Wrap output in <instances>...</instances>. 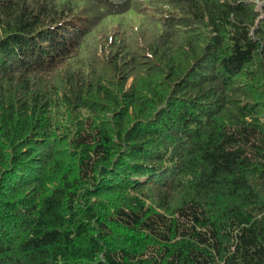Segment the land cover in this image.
<instances>
[{
    "label": "trees",
    "instance_id": "16d2710c",
    "mask_svg": "<svg viewBox=\"0 0 264 264\" xmlns=\"http://www.w3.org/2000/svg\"><path fill=\"white\" fill-rule=\"evenodd\" d=\"M0 264H264V0H0Z\"/></svg>",
    "mask_w": 264,
    "mask_h": 264
},
{
    "label": "rangeland",
    "instance_id": "374dc122",
    "mask_svg": "<svg viewBox=\"0 0 264 264\" xmlns=\"http://www.w3.org/2000/svg\"><path fill=\"white\" fill-rule=\"evenodd\" d=\"M130 83H131V79L126 83V88L129 89ZM124 88H125V87H124ZM72 163H73V160H71V159L66 160L64 170H65V171H66V169L68 170V169L71 167ZM127 194H129V193H127ZM127 194H125V195H127ZM130 194H131V193H130ZM118 195H119V193H107V192H101L100 195H98L97 198H96V197H93V198L91 199V201H95V202L98 203L99 205H100L101 203H103V205L110 206V205H112L115 201H118V200L121 198V196H118ZM97 207H99V206H97Z\"/></svg>",
    "mask_w": 264,
    "mask_h": 264
}]
</instances>
